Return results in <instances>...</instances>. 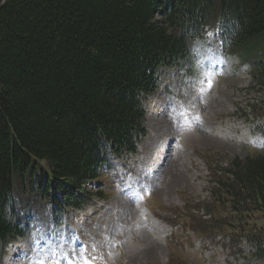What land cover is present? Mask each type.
<instances>
[{
    "label": "trees",
    "instance_id": "1",
    "mask_svg": "<svg viewBox=\"0 0 264 264\" xmlns=\"http://www.w3.org/2000/svg\"><path fill=\"white\" fill-rule=\"evenodd\" d=\"M216 23L231 50L263 40L251 71L263 100L249 106L264 111V0H0V258L27 208L103 196L87 184L145 132L158 69ZM212 184L217 210L264 252V151L231 158Z\"/></svg>",
    "mask_w": 264,
    "mask_h": 264
},
{
    "label": "rangeland",
    "instance_id": "2",
    "mask_svg": "<svg viewBox=\"0 0 264 264\" xmlns=\"http://www.w3.org/2000/svg\"><path fill=\"white\" fill-rule=\"evenodd\" d=\"M222 45L220 33L211 31L179 66L160 70L158 90L143 100L148 134L136 157L143 159L135 181L151 212L152 227L129 200L134 190L115 187L106 169V202L68 212L69 224L59 232L37 220L32 226L38 228L39 241L17 240L2 264H39L46 247L56 252L53 264H72V259L85 264L83 246H72L77 238L99 264H175L178 258L181 264H264V255L245 238L231 242L228 235L211 234L214 240L205 248L197 234L198 244L188 245L193 233L180 224L174 227V237L169 234L174 209L186 212L187 204L191 208L209 198L206 156L226 161L259 153L264 146V118L254 120L249 111L237 108L261 97L247 89L251 66L224 54ZM240 59L252 61L249 52ZM199 215L205 224L209 216L202 211ZM19 249L22 255L15 257Z\"/></svg>",
    "mask_w": 264,
    "mask_h": 264
}]
</instances>
